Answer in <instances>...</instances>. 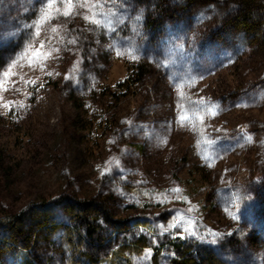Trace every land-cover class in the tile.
Returning <instances> with one entry per match:
<instances>
[{
  "label": "rangeland",
  "instance_id": "1",
  "mask_svg": "<svg viewBox=\"0 0 264 264\" xmlns=\"http://www.w3.org/2000/svg\"><path fill=\"white\" fill-rule=\"evenodd\" d=\"M159 1L173 0L93 8L127 17L109 33L79 0L70 16L59 0H0V219L25 212L41 264H74L70 198L106 209L101 264H173L180 244L264 264V58L209 0L158 25ZM9 236L0 264H20ZM229 239L244 240L237 260Z\"/></svg>",
  "mask_w": 264,
  "mask_h": 264
},
{
  "label": "trees",
  "instance_id": "2",
  "mask_svg": "<svg viewBox=\"0 0 264 264\" xmlns=\"http://www.w3.org/2000/svg\"><path fill=\"white\" fill-rule=\"evenodd\" d=\"M159 2L158 5L162 1ZM208 2L224 10L223 20L226 21L228 28L247 38L254 51L261 53L264 58V0H227L223 5H218V3H214L215 1L209 0ZM196 3H198V0H173L170 3L164 2V4L159 6L156 5L158 6L156 16L159 18L155 21L158 22V25L167 21L172 22V20L180 22L183 16L182 13L186 10L185 7L183 9L182 7L186 5L187 8H193ZM147 7V10H149V6ZM147 16L148 13H145V18ZM135 80L138 81V77L133 78L130 74L119 85L125 89H130ZM262 87L264 88V80L262 81ZM3 157L4 154L0 151V164L1 160L3 161ZM100 206L102 205L98 204L94 199L78 201L70 198L67 204L62 207L70 220V225L68 226L71 228V232L68 233L66 240L72 245V252L76 256L73 261L74 264H84V262L85 264H101L107 261L106 254L103 251L105 235L99 222V211L105 213L106 209ZM93 207L98 208V210L93 212ZM24 215L25 212L16 215L12 214L8 219H0V228H6L8 233H10V236L6 237V239L14 242L20 248V264H41L29 254L28 249L31 245L29 238L22 239L21 237ZM44 224L42 222L38 226L42 227ZM18 238H21V240ZM220 242L221 245L227 246L232 250L231 253L236 255V260L240 258L244 250L242 245L244 240L229 239L227 241L220 240ZM139 243L140 247H137L138 249L147 246L146 241L140 240ZM176 246L178 255L171 259L173 264H224L219 254L209 246L196 245L195 248L184 244ZM112 260L114 261V259Z\"/></svg>",
  "mask_w": 264,
  "mask_h": 264
},
{
  "label": "snow or ice",
  "instance_id": "3",
  "mask_svg": "<svg viewBox=\"0 0 264 264\" xmlns=\"http://www.w3.org/2000/svg\"><path fill=\"white\" fill-rule=\"evenodd\" d=\"M76 2H78V0H59L60 4L68 5V7L63 11L62 14L64 16L72 15V13H73L72 5ZM79 2L82 3V6H87L89 8V10H93V8L99 9L102 5H104L106 3V0H79ZM56 3H57V0H47V4L50 7L55 5ZM120 4H121V6L126 8L127 7V0H120ZM41 11H42V19L47 20V19L51 18L47 12H43V10H41ZM55 11L57 13H60V7H56ZM113 17H115V20H113ZM84 19L89 21L90 23L96 25L99 28L105 29L109 33H112V32H115L117 30L116 27L114 26L115 23L118 21L120 24H123L127 20V17L123 16V14L120 13L118 10L113 11L111 13L93 10V14L92 15H84ZM38 32H39V29H38ZM108 47L112 48L113 46L110 44V45H108ZM117 55H120L119 51H117ZM13 63H15V61H13ZM7 74L8 73L6 72L5 75H7ZM233 219L238 220L239 214L234 216ZM174 227H176V226L170 225V228H174ZM165 231H167V229ZM188 234L194 235L195 234L194 229L192 231H190ZM175 235L180 237V238H185V233L182 231H177L175 233ZM204 239H207V237H205ZM209 242L210 243H216L217 241H216V239H211V240H209ZM146 251L151 252V249H147ZM173 255H174V253H173Z\"/></svg>",
  "mask_w": 264,
  "mask_h": 264
}]
</instances>
